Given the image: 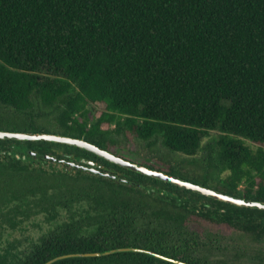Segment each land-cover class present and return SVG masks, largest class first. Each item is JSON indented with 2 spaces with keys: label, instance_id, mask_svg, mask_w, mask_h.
Segmentation results:
<instances>
[{
  "label": "trees",
  "instance_id": "obj_1",
  "mask_svg": "<svg viewBox=\"0 0 264 264\" xmlns=\"http://www.w3.org/2000/svg\"><path fill=\"white\" fill-rule=\"evenodd\" d=\"M0 129L81 137L116 154L160 138L185 156L203 151L190 168L162 170L264 202V0H0ZM43 155L91 160L118 178L29 161H56ZM217 231L239 244L224 264H264V209L79 146L0 138V264L126 246L205 264L203 234ZM51 264L177 263L121 251Z\"/></svg>",
  "mask_w": 264,
  "mask_h": 264
},
{
  "label": "water",
  "instance_id": "obj_2",
  "mask_svg": "<svg viewBox=\"0 0 264 264\" xmlns=\"http://www.w3.org/2000/svg\"><path fill=\"white\" fill-rule=\"evenodd\" d=\"M0 138H7V139H17V140H48V141H55V142H62V143H67L75 146H79L81 148H84L88 151H91L95 154H97L100 157H103L111 162H114L122 167H127L133 171L158 178L160 180L175 184L179 187H184L186 189H190L193 191H197L203 195L213 197L218 200H222L228 203L236 204V205H241V206H247V207H256L259 209H264V202L261 200L257 199H250L247 197H241V196H236L232 195L229 193H225L223 191L217 190L215 188L206 186L202 183L194 182L189 179H184L180 176L174 175L172 173H168L166 171L150 167L138 162H135L131 159H128L124 156L118 155L114 153L112 150H109L107 148L101 147L91 141H88L85 138L81 137H74L71 135H65V134H60V133H54V132H47V131H39V132H28V131H21V130H9V129H0ZM30 154L36 155L37 153L35 151H29ZM46 158H51L59 162H63V159H59L55 156H46L43 155ZM73 166L76 167H83V168H88L90 171L94 173H99L107 177H112L114 179L118 178L116 174H112L109 171L108 172H102L98 169H96L93 166L86 167L83 165H80L76 162H69ZM91 164H94V162H90ZM121 251H136V252H144L148 254H152L156 257L169 260L172 262H175L177 264H192L191 262L179 259V258H174L168 255H164L161 253H158L156 251L142 248V247H134V246H126V247H119V248H114V249H108L104 251H98V252H87V253H73V254H64L60 255L57 257H54L44 264H51L52 262L64 258V257H69V256H101L109 253H115V252H121Z\"/></svg>",
  "mask_w": 264,
  "mask_h": 264
},
{
  "label": "rangeland",
  "instance_id": "obj_3",
  "mask_svg": "<svg viewBox=\"0 0 264 264\" xmlns=\"http://www.w3.org/2000/svg\"><path fill=\"white\" fill-rule=\"evenodd\" d=\"M217 134L218 133L216 131H210V135L204 139V143L210 141V139L212 137H215ZM153 146L154 148L153 150H151L147 141L135 139L134 141L123 143L121 147L116 146L114 147V149L118 152V154H121L129 159L140 163L152 165L161 169H167L170 163L175 164L177 168L183 170L187 167L190 168V166H192L195 161L198 162L201 159L203 154V151H201L197 155L189 157L181 153L173 152L162 144L160 138L154 140ZM29 161H32L34 164L43 165L45 168L48 169L57 168L61 170L67 169L69 172L74 171L72 170V168H67L64 164L58 163L56 161L48 163L36 161L33 159H30ZM204 201L209 202L206 199H204ZM226 234L229 237L228 239H230L231 237L237 239L239 236L238 232L232 231L227 232ZM262 244V246L264 247V242H262ZM233 264L240 263L233 262Z\"/></svg>",
  "mask_w": 264,
  "mask_h": 264
},
{
  "label": "flooded vegetation",
  "instance_id": "obj_4",
  "mask_svg": "<svg viewBox=\"0 0 264 264\" xmlns=\"http://www.w3.org/2000/svg\"><path fill=\"white\" fill-rule=\"evenodd\" d=\"M123 156V155H122ZM125 157V156H124ZM127 158V157H126ZM59 159H63V158H59ZM129 159V158H128ZM132 160V159H131ZM67 161H69V162H76V163H78V164H80V165H83V166H86V167H90V166H92L93 164H91L90 162H94V161H91V160H88L87 161V163H89L90 164V166L89 165H85L83 162L85 161V160H82V162H78V161H74V160H70V159H63V162L61 161V162H59V161H56V162H58V163H62V164H64L67 168H72V170H74L73 169V167H75V168H83V167H76V166H73V165H71L70 163H68ZM134 161V160H133ZM135 162H137V161H135ZM138 163H140V162H138ZM141 164H144V163H141ZM144 165H147V166H150V165H148V164H144ZM94 167V166H93ZM150 167H154V168H157V169H160V168H158V167H155V166H150ZM84 170H89L88 168H83ZM160 170H162V169H160ZM164 171V170H163ZM208 223H211V222H209V221H207V220H205V226H208ZM205 229H206V231L208 230V227H205ZM208 233V232H207ZM207 233H204L203 235V237H202V241H203V243H202V249L200 250V253H201V258L202 259H204L205 260V264H224V262H223V260L225 259L224 257H223V252L224 251H231V249H235V248H238L239 247V244H230V243H224L223 241H225V239L223 238V236H222V234L221 233H219L218 231H217V234H216V238H213V239H208L207 238ZM214 241H215V243H214ZM143 248V247H142ZM146 249H148V248H146ZM150 250H152V249H150ZM154 251V250H153ZM136 252V251H135ZM157 252V251H156ZM158 253H161V252H158ZM161 254H163V253H161ZM152 255V254H151ZM164 255H167V254H164ZM168 256H170V255H168ZM171 257H173V256H171ZM174 258H176V257H174ZM180 259V258H179ZM216 259V260H215ZM182 260H184V259H182ZM169 261V260H168ZM185 261H187V260H185ZM172 262V261H171ZM188 262H190V261H188ZM175 263V262H174ZM232 264V263H231Z\"/></svg>",
  "mask_w": 264,
  "mask_h": 264
}]
</instances>
